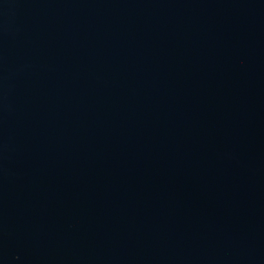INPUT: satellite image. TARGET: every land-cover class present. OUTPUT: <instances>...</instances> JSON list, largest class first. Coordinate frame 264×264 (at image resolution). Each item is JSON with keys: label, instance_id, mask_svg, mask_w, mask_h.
<instances>
[{"label": "water", "instance_id": "obj_1", "mask_svg": "<svg viewBox=\"0 0 264 264\" xmlns=\"http://www.w3.org/2000/svg\"><path fill=\"white\" fill-rule=\"evenodd\" d=\"M0 264H264V0H0Z\"/></svg>", "mask_w": 264, "mask_h": 264}]
</instances>
